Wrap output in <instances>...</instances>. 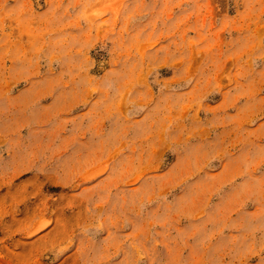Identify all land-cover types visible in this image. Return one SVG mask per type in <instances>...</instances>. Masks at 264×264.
<instances>
[{
    "label": "rangeland",
    "instance_id": "obj_1",
    "mask_svg": "<svg viewBox=\"0 0 264 264\" xmlns=\"http://www.w3.org/2000/svg\"><path fill=\"white\" fill-rule=\"evenodd\" d=\"M0 264H264V0H0Z\"/></svg>",
    "mask_w": 264,
    "mask_h": 264
}]
</instances>
